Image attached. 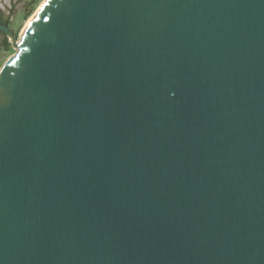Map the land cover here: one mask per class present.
Here are the masks:
<instances>
[{
	"label": "water",
	"instance_id": "water-1",
	"mask_svg": "<svg viewBox=\"0 0 264 264\" xmlns=\"http://www.w3.org/2000/svg\"><path fill=\"white\" fill-rule=\"evenodd\" d=\"M0 32V264H264V0H44Z\"/></svg>",
	"mask_w": 264,
	"mask_h": 264
},
{
	"label": "rangeland",
	"instance_id": "rangeland-1",
	"mask_svg": "<svg viewBox=\"0 0 264 264\" xmlns=\"http://www.w3.org/2000/svg\"><path fill=\"white\" fill-rule=\"evenodd\" d=\"M43 2L44 0H0V22L8 24L19 39L27 21ZM10 40L0 32V69L16 52ZM6 42H10L11 46L8 47Z\"/></svg>",
	"mask_w": 264,
	"mask_h": 264
},
{
	"label": "bare ground",
	"instance_id": "bare-ground-1",
	"mask_svg": "<svg viewBox=\"0 0 264 264\" xmlns=\"http://www.w3.org/2000/svg\"><path fill=\"white\" fill-rule=\"evenodd\" d=\"M41 6V5H40ZM39 9V8H38ZM36 12H37V10H36ZM36 12H34V14L29 18V20L27 21V23H26V25H25V27H24V30L22 31V33H21V35L24 33V31L26 30V28L29 26V24H30V22H31V20L33 19V17H34V15L36 14ZM7 62V61H6ZM3 68V67H2ZM2 68L0 69V72H1V70H2Z\"/></svg>",
	"mask_w": 264,
	"mask_h": 264
},
{
	"label": "trees",
	"instance_id": "trees-1",
	"mask_svg": "<svg viewBox=\"0 0 264 264\" xmlns=\"http://www.w3.org/2000/svg\"><path fill=\"white\" fill-rule=\"evenodd\" d=\"M7 43V46L10 47L11 46V43L10 42H6Z\"/></svg>",
	"mask_w": 264,
	"mask_h": 264
}]
</instances>
